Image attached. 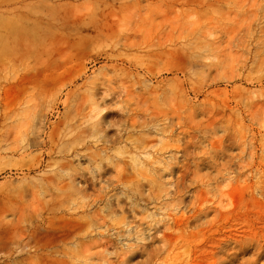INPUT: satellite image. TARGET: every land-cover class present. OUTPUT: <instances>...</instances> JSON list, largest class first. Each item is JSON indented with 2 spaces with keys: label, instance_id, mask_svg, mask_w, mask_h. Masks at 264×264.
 <instances>
[{
  "label": "rangeland",
  "instance_id": "rangeland-1",
  "mask_svg": "<svg viewBox=\"0 0 264 264\" xmlns=\"http://www.w3.org/2000/svg\"><path fill=\"white\" fill-rule=\"evenodd\" d=\"M0 264H264V0H0Z\"/></svg>",
  "mask_w": 264,
  "mask_h": 264
},
{
  "label": "bare ground",
  "instance_id": "bare-ground-1",
  "mask_svg": "<svg viewBox=\"0 0 264 264\" xmlns=\"http://www.w3.org/2000/svg\"><path fill=\"white\" fill-rule=\"evenodd\" d=\"M51 83V82H50ZM45 84V83H44ZM49 85V84H48ZM50 86V85H49ZM51 92V91H50ZM69 95V94H68ZM45 97V96H43ZM57 97V96H56ZM57 100V99H56ZM69 100V99H68ZM66 102V101H65ZM66 106V105H65ZM103 105H102V102L99 101V100H96L95 98L93 97H90L87 101H83L81 103H79L78 107H77V111L80 113L81 111H88L87 113V117H90V119H95L96 118V121L95 123L93 124L94 126V129H95V132L98 134V133H101L105 130L106 126H107V122L105 121H102V120H99V115H100V111L102 109ZM71 109V107H70ZM70 111V110H69ZM62 122V121H61ZM61 124V123H60ZM81 124V123H79ZM61 127V126H60ZM90 127V126H89ZM91 128V127H90ZM88 129V128H87ZM53 134V133H52ZM87 138V137H86ZM85 138V140H86ZM53 140V138H52ZM83 140V141H85ZM87 141V140H86ZM87 143V142H86ZM89 143V141H88ZM70 231V230H69ZM71 232V231H70ZM69 232V233H70ZM68 233L67 236H70ZM72 234V233H71ZM164 244V240H154L153 243L149 244V245H146L144 248H143V251L142 253L147 256V257H150L154 254H157L159 252V250L161 249V246H163ZM161 245V246H159ZM58 252V251H57Z\"/></svg>",
  "mask_w": 264,
  "mask_h": 264
}]
</instances>
